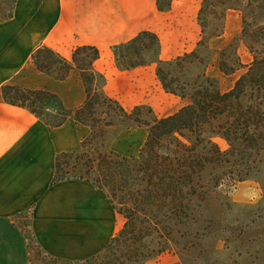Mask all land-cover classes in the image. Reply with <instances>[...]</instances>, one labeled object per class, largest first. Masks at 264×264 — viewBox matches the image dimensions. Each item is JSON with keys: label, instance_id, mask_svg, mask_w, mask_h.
I'll use <instances>...</instances> for the list:
<instances>
[{"label": "trees", "instance_id": "trees-1", "mask_svg": "<svg viewBox=\"0 0 264 264\" xmlns=\"http://www.w3.org/2000/svg\"><path fill=\"white\" fill-rule=\"evenodd\" d=\"M18 0H0V23L14 16ZM172 0H158L160 10H169ZM238 11L241 29L221 50L220 70L233 74L245 69L230 90L207 72L212 54L210 41L226 29L229 11ZM201 38L197 48L175 59L143 58L160 47L159 35L143 30L133 39L114 47L117 64L132 69L153 62L167 92L191 102L178 111L152 120L143 117L145 105L126 108L105 90L106 77L95 70L100 49L79 46L72 59L42 44L32 53L36 67L65 80L73 68L81 72L87 92L85 101L68 107L62 97L46 88L11 82L1 87L9 104L26 108L49 126L60 127L72 118L91 128L79 148L56 156L51 185L65 180H83L105 191L112 208L125 219L123 227L99 253L86 259H67L47 252L34 230V206L10 219L28 242V264H145L176 242L202 197V173L208 167L229 168L234 181L254 176L264 165V0H203L198 13ZM245 45L251 56L246 63L239 51ZM129 49L119 59L118 50ZM201 70L191 76V68ZM149 111H153L149 107ZM147 128L146 141L137 154H123L112 147L124 130ZM117 128L115 132H112ZM225 139L224 151L214 140ZM216 173L214 181L220 184ZM27 227V228H26Z\"/></svg>", "mask_w": 264, "mask_h": 264}, {"label": "crops", "instance_id": "crops-1", "mask_svg": "<svg viewBox=\"0 0 264 264\" xmlns=\"http://www.w3.org/2000/svg\"><path fill=\"white\" fill-rule=\"evenodd\" d=\"M202 1L172 0L169 10H160L158 0H18L14 16L0 23V264H28L27 239L10 218L32 206L36 237L55 256L91 257L107 246L117 230L112 219L100 218L104 222L98 236L85 233L95 223L89 214L90 200L105 191L83 180L51 185L58 153L79 148L91 128L72 118L53 128L26 108L6 102L2 85L46 88L60 95L66 106H79L87 97L80 70L75 67L65 80H57L36 67L32 53L47 44L72 59L77 47L93 45L101 52L94 67L106 77L104 90L109 96L126 108L125 101L149 104L157 111L171 103L181 108L191 98L164 89L156 62L123 69L114 47L151 30L160 38V59L181 55L201 38ZM232 12L241 19L238 11ZM147 133L145 127L134 126L113 143L127 138V148L137 154Z\"/></svg>", "mask_w": 264, "mask_h": 264}, {"label": "rangeland", "instance_id": "rangeland-1", "mask_svg": "<svg viewBox=\"0 0 264 264\" xmlns=\"http://www.w3.org/2000/svg\"><path fill=\"white\" fill-rule=\"evenodd\" d=\"M240 29L241 19L235 12L229 11L224 33L210 41L213 52L201 49L203 55L212 54L207 72L218 79L224 91L233 88L236 80L245 71L240 69L233 74H225L219 67L221 50L233 40ZM196 48L197 43L181 55ZM155 49L156 51L152 49L145 52L143 58L155 60L159 57V48ZM128 50L126 48L118 50L121 61L126 59L120 56L121 52L126 55ZM239 51L244 62L251 61L252 58L243 44L240 45ZM200 70V65L192 67L190 75L193 77ZM157 83L159 85V81ZM161 104H163L162 101ZM125 105L130 110L135 107L133 102L125 101ZM139 105H145L143 117L148 120H152L154 116L162 117L161 115L175 112L180 108L171 103L166 110H158L161 112L158 113L149 104ZM149 107L153 111H149ZM116 129L114 128L112 132ZM128 140L127 138L118 139L112 147L123 154H131L132 150L127 148ZM214 140L222 150L229 149L225 139L215 137ZM216 173L221 176L220 184L214 181ZM230 175L229 168L208 166L203 171L201 181L203 192L199 206L188 223L182 227V231L175 235L176 242L172 245V249L157 258L146 261L145 264H264V165L254 176L243 181H234ZM93 198L97 217L112 219L116 225L117 234L125 223L124 217L112 210L111 204L102 194H96Z\"/></svg>", "mask_w": 264, "mask_h": 264}, {"label": "bare ground", "instance_id": "bare-ground-1", "mask_svg": "<svg viewBox=\"0 0 264 264\" xmlns=\"http://www.w3.org/2000/svg\"><path fill=\"white\" fill-rule=\"evenodd\" d=\"M228 23H229V25H230V22H228ZM102 194H103V196L105 197V199L109 202V200H108L106 194H105L104 192H102ZM90 202H91L92 208H91V210L89 211V214H90V218H91L92 220H94L95 223H92V225H91L92 228H91V229H88L85 233H88L87 235H90V236H91V234H93V235H95V236L97 237L98 234H99L100 231H101L100 226L103 224L104 221H102L99 217H97L98 215L96 216V213H95L94 210H93V207H94V204H93V196H92ZM109 204H110V203H109ZM77 232H78V231H77ZM79 232H80V234L83 233V231H81V230H80Z\"/></svg>", "mask_w": 264, "mask_h": 264}]
</instances>
